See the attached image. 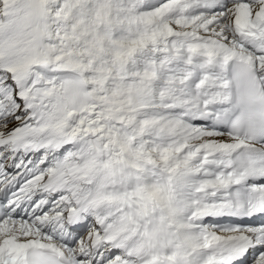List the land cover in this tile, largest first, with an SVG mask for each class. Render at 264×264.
<instances>
[{"label": "bare ground", "instance_id": "1", "mask_svg": "<svg viewBox=\"0 0 264 264\" xmlns=\"http://www.w3.org/2000/svg\"><path fill=\"white\" fill-rule=\"evenodd\" d=\"M8 1L10 2H8L7 5L9 4V7L14 6L15 8H8L11 21L8 20L7 26L5 25L3 28L4 30L1 31L3 34L0 35V67L6 64L10 73L23 68L27 69L30 64L39 58L37 54L39 51L36 42L37 39H34L26 43L28 46L23 52H17L18 46L24 43L25 39L35 37L31 30L32 13L25 11L27 7L33 8L35 0H23L21 2L16 0V4L14 0ZM148 1L149 0H140L138 1L139 3H137L139 6H142V4L149 5L151 3L153 7H158L156 10L159 15L165 14L166 19L182 22L187 27H190L188 32L183 31L182 33H176L174 31L175 22L167 24L160 23L162 25L153 30L158 33L156 37L158 43L165 44L168 47V51L175 55V60L177 62H167V66L162 69L168 74H173L169 83L177 86L180 84V87L172 97V108L162 105L168 112H171L172 121H175L172 123L173 125H164L165 129L163 131L156 128L150 130H152L153 145H157L159 148H165L163 155L167 159L166 162H155V164L160 167L161 173L165 175L173 174L176 177L180 185L177 200L183 203V205L179 207V210L189 209L186 213H192L193 210L190 208L194 205L193 201L196 199V195L192 197L191 194L194 185L197 186L195 194L199 193L203 196L204 192L216 188L221 190L225 184V182L219 180V174L214 172L215 169L221 168L217 164V157L207 153H200L197 155L195 154V149H208V151L211 150L214 152L216 150H222V146L235 147L240 143L238 140H233L227 135L213 133V131L207 128L204 121H199L198 114L206 112L205 106L209 100L215 99L221 95L220 91L223 84L222 69L224 64L222 56L224 54L230 53L251 60L264 61V14L255 16L253 12L247 11L246 9H238L233 16L230 15L231 18L229 20L222 23V34L227 33L234 38L233 41L225 42L222 41L219 36L211 34L213 25L220 21V19L214 21L210 26L205 27L210 18L195 10L192 6L193 0H151L150 3H148ZM21 11L24 13L23 16L19 15ZM236 15H238L239 20H242V26L235 25V21H238ZM152 16H154V14ZM199 21H202V23ZM150 23L151 22H149V24ZM150 26L151 24L149 26L147 24L145 27L142 26L141 30L139 27L135 29L129 28L132 34L128 37H133L132 39L136 37L139 38L143 35L150 37L153 29ZM218 30L219 28H215L212 32L217 33ZM154 32L153 34L155 35ZM117 34L119 35V33ZM2 39H4V43L1 42ZM146 39L149 40L148 38ZM9 42L11 43L10 45L8 44ZM2 60L5 63H3ZM41 64L42 63H39L38 66L33 69L34 74L29 81L30 87L34 89L35 93V91H37L36 88L48 86V88H50L48 92L51 95L46 93L43 89L46 94L36 95L37 98L43 101L47 100L45 101L47 103L45 108L50 106L53 113H57L56 115L61 114L65 117L71 113L73 118L70 121L75 123L65 130L62 143L68 142L74 137L85 139L87 141L85 145L90 147L94 153L97 152L103 157L106 152L108 155L110 154V156L106 158V161H108V164L112 165L119 164L122 166V158L125 157L129 160L132 159L146 175L149 174L153 178L154 183H157L159 186L162 185L166 190V194L170 195L169 189L166 184L163 183L159 173L148 168L145 165L144 159L141 160L143 154H147L150 160L153 159L150 158L151 154L146 148L148 147L147 140L133 127V124L125 121L121 122L119 119L106 116L107 114H104L105 117L103 111L99 109L98 105L96 106V103L92 99H89L84 93L82 94L77 91L75 82L69 81L68 77L66 78L62 75L47 72L46 68ZM35 76L39 77L36 87ZM41 80H43V82L40 85ZM73 84H75V86H73ZM53 88H56L55 93H53ZM81 90L84 92L82 88ZM47 97H53V100L51 101V99ZM176 99H178L177 105H175ZM145 101L146 103L148 102L147 98ZM175 107L176 110L174 112ZM1 111L2 109L0 108V112ZM155 114H159V112ZM102 115L105 118H103ZM183 116H187V118H191L196 122L182 119ZM124 125H126V130L129 132L135 130L136 136L134 137L133 148L129 146L130 143H132L131 141L124 140L120 136ZM171 130H174V132ZM192 133L195 134V138H191V148L189 149L188 147L187 150H184L180 145L186 142L187 140L185 141V137L191 136L190 134ZM1 135L2 133L0 136ZM170 136H173L174 139L170 140L168 138ZM33 137L34 136L30 135L28 139L32 140ZM117 138L119 139L118 141ZM116 141L119 143L116 144ZM86 146L84 150L87 151L88 159H91V153L88 152L90 148ZM24 148V145L21 147L17 146L13 149V152H17ZM118 152H120V154ZM130 154L131 157H129ZM68 155H70V153H68ZM119 168L121 167H115L117 171L122 172V169L118 170ZM141 170H136L138 176L142 175ZM85 173V170L79 168L71 169L70 166L61 165L59 167V172L54 175L48 183H43L42 187L49 189L51 186L57 187L61 186L63 183L78 182L84 190L88 188L89 180L85 176ZM219 173L222 174L223 171ZM136 187L139 192H142L143 189L146 190L147 195H150L149 190H153L160 200L157 206L160 207V205H163L166 214L169 212L172 214L176 212L177 207L173 204V201L169 198L165 199L161 191L152 189L151 187L147 189L144 183H140ZM153 187L156 188L157 186L154 185ZM60 191L66 192L70 196L78 195V192L67 190L66 186L62 187ZM128 203L132 204V202ZM153 209H155V206H153ZM175 216L176 215H174V217ZM168 218H172V216ZM187 230L192 232L193 228H187ZM9 232L11 234L18 233L12 229H10ZM186 239L188 242L183 240L182 246L190 248L191 245L194 247L198 245L197 239L193 234L187 233ZM203 241L208 242L209 240L203 239ZM140 261L141 264H147V261L143 259H140Z\"/></svg>", "mask_w": 264, "mask_h": 264}, {"label": "rangeland", "instance_id": "2", "mask_svg": "<svg viewBox=\"0 0 264 264\" xmlns=\"http://www.w3.org/2000/svg\"><path fill=\"white\" fill-rule=\"evenodd\" d=\"M6 1L0 0V13L2 9L5 7V3H6V10L4 9V12L1 13V17L3 19L0 17V32L4 30L3 28L5 27V25L7 26L8 20L11 21V15L9 13V9L11 7L15 8L14 6L9 7L10 5L8 4L9 5L8 6L7 3L10 1L8 0ZM14 1L16 4V0ZM37 1H38V5L39 3H41L42 8L44 6L45 9L48 11H45L44 9L41 12V8L38 7ZM37 1L36 0L34 1L35 3L33 5V8L27 7L25 11H29L30 13H32L31 30L34 33L35 40L37 39L36 40L37 46L38 45L40 46L38 50L40 54L39 52H37V54L39 55V57L40 55L42 56L43 58L42 62H44V65L49 67L50 71H57L54 74L62 75L66 78L68 77L69 81L75 82L77 91L82 94L84 93L87 97L89 96L88 97L89 99H91L90 97H94L97 100V103L102 107V109H105V110H101L103 111V115L107 114L106 116H109L110 114L112 115V117L114 116L113 118L119 119L120 118L118 116L119 114L126 116L128 113V115L124 118L127 119L128 117H132L134 121L132 118H130V120H125V122L132 123L134 128L136 125L134 124L135 119L139 124L149 125V127H151L150 129H153L154 126H157V124H160L162 122L163 128L161 125H159L158 127L162 129L156 128L162 131L165 129L166 125H170V126L173 125L172 123H174L175 121H172L173 118L170 115L171 112L170 111L168 112V110L164 106H162L163 104L161 105V100H160L161 95L157 88L153 89V94L151 95V97L152 98L154 97L156 100L159 99L160 101L155 102L153 104L156 106L155 108L157 109L149 110V114L155 117H160L161 119L156 118L153 121H150L143 118V115H138V114L135 115L133 113V109L136 107H140V109L146 108L145 106L147 105V103L145 100L147 96H145L144 93L141 91V87L143 85L142 90L144 88L146 90L147 87L146 85L154 86V84L151 83V80L154 82L156 75L155 74L156 70L152 72L149 71L147 74H145L141 68L140 69L137 68L138 66L136 67V69H134L133 61L134 59H138V55L142 53L144 48H146L147 52L149 51L150 46H152L151 48L152 51L155 50L157 46L156 45L157 39L155 38L157 37L158 33L154 32L155 35L154 34H153L154 36L151 35L152 36L151 39H149V36L147 37L146 35H143L139 38L136 37L134 39H132L133 37L131 38L128 37L130 33L129 31L130 29H128V25L130 22L129 18L135 17L134 9L131 6L127 5L130 3V0L127 1L126 0H58L57 7L50 4V3H54L55 0H47L50 3L46 2V4H44V0H37ZM136 1L138 2L140 0H136ZM150 2L151 0L148 1V3ZM36 8H38L39 11H36V13H34ZM153 14L154 16H152ZM157 15L159 18L157 17ZM139 19L141 23L137 27H140L141 25L145 27L147 24L148 26L151 24L150 26L151 28H155V27L157 28L162 24L175 22L177 24V25L175 24V28H180L182 32L183 31L188 32L190 30V27H187L182 22L168 20L166 19L165 14L159 15L157 10L152 11L150 13L148 12H145L143 14L140 13ZM149 22L151 23L149 24ZM152 22L155 23V26H152L153 25ZM32 23L34 25V28L39 32L33 29ZM135 23L137 24L138 21H136ZM114 26H115V31L111 33V30L114 28ZM174 31L177 32L176 29H174ZM117 33H119V35ZM2 34L3 32L0 33V35ZM145 37L148 38L149 40H147ZM122 38L124 39L128 38L133 41L131 40L122 41ZM3 41L4 39L1 40V42ZM119 41L122 42L118 43ZM148 41L151 43L150 46L148 45L149 47L146 44ZM112 53H115V55L113 57H110L109 55ZM130 54L134 58L133 61L129 64L125 63L124 59H126L127 56H129ZM145 61H146V55L143 57V65ZM156 63L158 66L161 67L162 64L160 62H156ZM157 65L155 64V67ZM46 70L47 72H49L47 68ZM138 70L141 71V73H139ZM49 73L53 74L52 72ZM61 73H63L64 75ZM130 73H137L134 74V77L136 78L139 77V79L137 81H133V79L128 77ZM143 77H146L147 79L146 85L143 83ZM0 78H2L1 86L7 87V90H9V92H13L16 83L11 82L8 73L0 72ZM38 78L39 77L35 76L36 79L35 87ZM125 78L128 79L130 83L127 82ZM86 80L87 82H85ZM42 82L43 80H41L40 85ZM84 83L86 84L87 89L85 88ZM130 84L135 86L141 84L140 93L136 95L138 98L137 97L134 98L130 94L132 90ZM73 86H75V84H73ZM81 88L84 90V92L81 90ZM36 89L38 90L39 87ZM55 89L56 88H53V93H55ZM147 92L148 90H146V94ZM164 97H166V95H164ZM138 99L141 102H139ZM135 100L137 102H135ZM15 110L17 113H19V115H21V119H23L24 115H22L20 108L19 107L15 108ZM158 112L159 114H155ZM164 113H167L168 116L163 121L162 115ZM103 115L102 117L105 118L106 116L104 115L105 116L104 117ZM122 121L124 120H121V122ZM137 128L142 130L139 127ZM138 132L141 133V135H143L141 131ZM149 132L152 138L153 136L152 130H150ZM172 132H174V130ZM1 133L2 132H0V134ZM190 135L191 136H186L185 141L186 140L187 141L183 142L180 145L181 147L184 148V150H187L189 147L188 140H190L191 142L192 141L191 138H195L194 133ZM146 148L148 149V147ZM156 149L158 151V154L160 155V158L158 160H160L164 156L163 153L165 148H159V146H157ZM149 152L151 154L150 155L151 159L156 158L155 157L156 153L154 151L150 150ZM118 153L120 154V152ZM129 157H131V154ZM166 160L162 162H166Z\"/></svg>", "mask_w": 264, "mask_h": 264}]
</instances>
